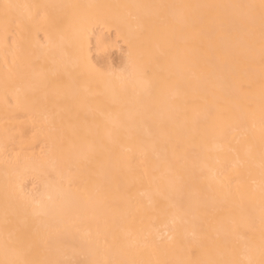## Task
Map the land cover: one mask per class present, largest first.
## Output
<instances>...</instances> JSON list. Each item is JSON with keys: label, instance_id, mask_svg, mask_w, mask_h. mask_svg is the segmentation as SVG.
Segmentation results:
<instances>
[{"label": "bare ground", "instance_id": "1", "mask_svg": "<svg viewBox=\"0 0 264 264\" xmlns=\"http://www.w3.org/2000/svg\"><path fill=\"white\" fill-rule=\"evenodd\" d=\"M0 264H264V0H0Z\"/></svg>", "mask_w": 264, "mask_h": 264}, {"label": "rangeland", "instance_id": "2", "mask_svg": "<svg viewBox=\"0 0 264 264\" xmlns=\"http://www.w3.org/2000/svg\"><path fill=\"white\" fill-rule=\"evenodd\" d=\"M110 55H111V56H110V59L112 60L113 63L118 62V61L120 60V55H119V53L115 52V53H111ZM100 60H101V61H105V60H106V57L103 56V55H101V56H100Z\"/></svg>", "mask_w": 264, "mask_h": 264}, {"label": "snow or ice", "instance_id": "3", "mask_svg": "<svg viewBox=\"0 0 264 264\" xmlns=\"http://www.w3.org/2000/svg\"><path fill=\"white\" fill-rule=\"evenodd\" d=\"M4 7L7 10V9L12 8V7H15V6H13V5H5Z\"/></svg>", "mask_w": 264, "mask_h": 264}]
</instances>
